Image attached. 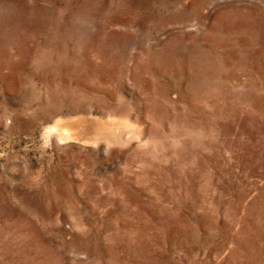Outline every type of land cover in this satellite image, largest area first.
<instances>
[{
	"label": "rangeland",
	"instance_id": "374dc122",
	"mask_svg": "<svg viewBox=\"0 0 264 264\" xmlns=\"http://www.w3.org/2000/svg\"><path fill=\"white\" fill-rule=\"evenodd\" d=\"M0 264H264V0H0Z\"/></svg>",
	"mask_w": 264,
	"mask_h": 264
},
{
	"label": "bare ground",
	"instance_id": "6f19581e",
	"mask_svg": "<svg viewBox=\"0 0 264 264\" xmlns=\"http://www.w3.org/2000/svg\"><path fill=\"white\" fill-rule=\"evenodd\" d=\"M49 132V131H48ZM89 135V134H88Z\"/></svg>",
	"mask_w": 264,
	"mask_h": 264
}]
</instances>
